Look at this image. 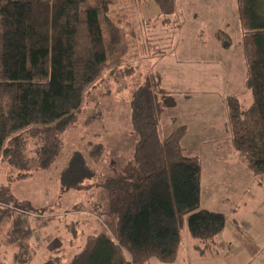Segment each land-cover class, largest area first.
Returning a JSON list of instances; mask_svg holds the SVG:
<instances>
[{
  "label": "trees",
  "instance_id": "trees-1",
  "mask_svg": "<svg viewBox=\"0 0 264 264\" xmlns=\"http://www.w3.org/2000/svg\"><path fill=\"white\" fill-rule=\"evenodd\" d=\"M153 1L159 14L139 22L149 35L146 44L158 53L157 48L173 44L177 6L175 0ZM235 1L243 33L237 47L243 51L245 86L253 104L244 107L238 95L227 96L228 127L240 163L264 175V0ZM129 3L0 0V163L20 172L17 180L54 163L63 149L64 135L77 122L85 91L112 62L123 61L127 48L138 38ZM121 30L131 38L127 45L121 41ZM216 38L226 47L236 44L222 27ZM157 96L144 87L133 95L131 120L138 141L132 169L139 178L117 177L110 182L113 195L106 230L99 231L68 264H151L153 259L173 264L185 224L201 253L224 231L227 215L201 206L203 163L183 146L188 127L181 126L167 137L160 134ZM92 146L93 156L103 155L101 144ZM87 169L83 163L71 175V169L64 170V187L75 186V178ZM15 213L0 207V238L3 245L19 251L14 264H31L36 255L30 242L37 227L27 226L18 215L14 218Z\"/></svg>",
  "mask_w": 264,
  "mask_h": 264
},
{
  "label": "rangeland",
  "instance_id": "rangeland-1",
  "mask_svg": "<svg viewBox=\"0 0 264 264\" xmlns=\"http://www.w3.org/2000/svg\"><path fill=\"white\" fill-rule=\"evenodd\" d=\"M118 1L115 0L116 4ZM130 3L138 38L127 48L123 61L112 62L85 91L77 122L64 135L63 149L54 163L20 180H17L20 172L14 173V168H6L0 163V207L16 212L14 218L20 216L27 226L37 227L30 242L36 255L31 264H68L99 231L105 229L113 195L110 182L117 177L139 178L132 169L136 168L132 160L138 138L131 118L133 95L142 87L155 91L160 97L157 104L163 137L183 126L182 123L192 127L186 136V146H183L188 152H196L203 163V205L211 211L228 209L234 207L228 198L235 197L234 204H239L242 209L253 202L250 196L256 195L259 187L264 185V175H256L245 163H240L242 159L233 148L221 97L235 93L244 107L253 104L252 94L245 86L243 51L226 47L225 43L215 39L221 27L235 41L242 37L237 2L175 0L178 23L175 22L171 31L173 44L168 49L157 48L158 53L146 44L149 35L147 31L142 32L139 22L142 18L157 16L158 6L153 0H130ZM121 34L124 35L122 43L127 45L131 38L125 31L121 30ZM123 71L128 74L120 77L119 72L123 74ZM31 144L30 150L34 147L33 142ZM94 144L105 148L102 156L92 155ZM74 156L76 160L69 167ZM83 163L88 167L87 173L83 175V170L82 176L77 173L80 178H75V186L64 187V170L71 169V175ZM90 175H93L90 179H84ZM247 187H251L249 192ZM261 194L263 191L259 192ZM237 218L243 221L240 228L245 232L244 238L248 236L253 244L264 240V237L257 238L264 220L258 218L251 207ZM109 227L113 232L114 227ZM230 228L233 227L228 219L222 232L226 245L237 244ZM73 230H77L76 235L71 234ZM182 236L183 248H190L194 240L187 224ZM2 243L0 238V264H14L15 254L19 251ZM184 257L182 253L175 264H189L190 260L187 258L186 261ZM224 263L225 257L220 256L206 264ZM239 263L249 264L248 255ZM151 264L172 263L153 259ZM251 264H264L263 252Z\"/></svg>",
  "mask_w": 264,
  "mask_h": 264
},
{
  "label": "crops",
  "instance_id": "crops-1",
  "mask_svg": "<svg viewBox=\"0 0 264 264\" xmlns=\"http://www.w3.org/2000/svg\"><path fill=\"white\" fill-rule=\"evenodd\" d=\"M238 44H239V40L236 41V44L233 45L232 48L236 49V50H241L240 47H237ZM168 90H170V89L168 88ZM232 94H235V93H232ZM232 94H229V95H232ZM235 95H237V94H235ZM167 96L170 98L172 97L171 95L170 96L167 95ZM221 97H223L224 105H225V109H226L225 97L223 95H221ZM226 111H227V109H226ZM227 118H228V116H227ZM181 125H183V126L185 125L188 127V134L191 132L192 127H190L188 124L182 123ZM178 127H176L175 129H177ZM175 129H173V131ZM205 136L209 140V138H210L209 135L206 134ZM185 141H186V138L183 141V145H184ZM184 146H186V145H184ZM188 153L192 154V155L199 156L196 152H188ZM262 184H264V181H262ZM253 185L254 184H252V186ZM250 188L251 187H247L246 191L249 192ZM260 191H263V194L259 195ZM250 198L253 199V202L251 204L249 202L242 209L239 208V204H238V206H236L234 204L235 200H237L235 197H229L228 199L230 201V204L234 205V207L228 206V207H230L228 209H221L219 207L220 209L215 210V211H219V212L224 213L225 215H227L228 219H230V221L232 223V227H233V228H230V233L235 234L237 244L229 243L228 245H226L225 244V234H222L219 237H217L215 239V241L212 242L211 244H207L206 246H209V249L203 253L198 252L195 249L194 242L191 243L190 248H188V249L183 248V243H182V247L179 251L177 261H178L180 255L182 253H184L185 260L187 261V258L190 260L189 264L190 263L191 264H206L208 262H213V261L219 259L220 256L225 257V263L224 264H240L239 260L242 258H245V256L248 255L249 264H251L252 261L255 259V257H258L262 252L264 254V240H262L260 244H253L252 239H248L249 238L248 236L246 238H244L245 232H243L242 229L240 228V226L243 225V221L241 219L237 218L241 215L242 211H244L245 209H249L251 207L252 210L255 212L256 216L258 218H260L261 220H264V185H261L259 187L258 193L256 195H252V197L250 196ZM237 203H238V201H237ZM201 206L205 209L212 210L209 207L203 205V196H202ZM234 228L236 230H234ZM258 231L259 232L257 233V236H258L257 238L260 240V237H264V226ZM177 261L174 262L173 264L177 263Z\"/></svg>",
  "mask_w": 264,
  "mask_h": 264
},
{
  "label": "clouds",
  "instance_id": "clouds-1",
  "mask_svg": "<svg viewBox=\"0 0 264 264\" xmlns=\"http://www.w3.org/2000/svg\"><path fill=\"white\" fill-rule=\"evenodd\" d=\"M179 128V127H178Z\"/></svg>",
  "mask_w": 264,
  "mask_h": 264
}]
</instances>
